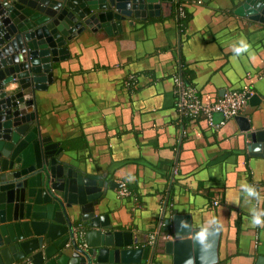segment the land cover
Masks as SVG:
<instances>
[{
  "label": "crops",
  "instance_id": "crops-1",
  "mask_svg": "<svg viewBox=\"0 0 264 264\" xmlns=\"http://www.w3.org/2000/svg\"><path fill=\"white\" fill-rule=\"evenodd\" d=\"M173 1L121 32L87 31L68 43L53 83L36 93L40 130L102 181L94 215L128 233L131 248H147L146 264H171L164 244L175 226L202 232L194 264L211 255L203 264L264 262V226L252 223L264 221V160L251 156L241 129L264 131V23L237 13L243 0H182L181 30ZM241 41L250 47L237 54ZM175 77L203 101L250 89L259 102L237 116L244 122L213 129L178 114ZM121 184L128 196L118 195Z\"/></svg>",
  "mask_w": 264,
  "mask_h": 264
},
{
  "label": "water",
  "instance_id": "water-1",
  "mask_svg": "<svg viewBox=\"0 0 264 264\" xmlns=\"http://www.w3.org/2000/svg\"><path fill=\"white\" fill-rule=\"evenodd\" d=\"M166 2L0 0V264H146L147 248H131L128 233L94 215L102 181L83 175L87 169L70 162V151L44 137L36 93L53 83L72 40L87 31L121 32L125 24L159 16ZM238 10L264 23V0H243ZM255 102L253 95L247 103ZM249 128L241 127L251 140L248 150L264 160V131ZM175 228L164 254L171 264H194L202 232Z\"/></svg>",
  "mask_w": 264,
  "mask_h": 264
},
{
  "label": "built area",
  "instance_id": "built-area-1",
  "mask_svg": "<svg viewBox=\"0 0 264 264\" xmlns=\"http://www.w3.org/2000/svg\"><path fill=\"white\" fill-rule=\"evenodd\" d=\"M184 14L182 8L178 9V16ZM176 88V109L181 117L203 118L207 125L213 129L223 126L227 121L239 116L247 105L248 99L253 96L250 89L230 90L214 100L199 99L195 89L186 86L183 81L175 77L173 79ZM220 115L221 120L215 122L213 116ZM118 195L121 197L128 196L129 193L124 184L120 185ZM164 238H170L168 236Z\"/></svg>",
  "mask_w": 264,
  "mask_h": 264
},
{
  "label": "trees",
  "instance_id": "trees-1",
  "mask_svg": "<svg viewBox=\"0 0 264 264\" xmlns=\"http://www.w3.org/2000/svg\"><path fill=\"white\" fill-rule=\"evenodd\" d=\"M179 8H182V10L184 12V14H183L182 17L178 16V9ZM172 9H173V17L175 18L177 27L179 29H181L182 27L184 28V26H185V24L187 22V19H188V14H187V11L185 10V6L183 5L182 0L173 1V3H172ZM181 79H183L185 81V79L182 76H181ZM199 99H200V97H199ZM201 101H202V99H201ZM181 118H183L184 120H187L188 121V120H191V119L194 120V119H197V118H200V117L191 118V117L184 116V117H181ZM70 145H68V146L74 148V147H77L78 146V143L75 141V142H73Z\"/></svg>",
  "mask_w": 264,
  "mask_h": 264
},
{
  "label": "clouds",
  "instance_id": "clouds-1",
  "mask_svg": "<svg viewBox=\"0 0 264 264\" xmlns=\"http://www.w3.org/2000/svg\"><path fill=\"white\" fill-rule=\"evenodd\" d=\"M250 46L245 42L241 41L240 46L235 48L237 54L242 51H246ZM252 223L255 226H264V221L261 220L260 215L253 216Z\"/></svg>",
  "mask_w": 264,
  "mask_h": 264
}]
</instances>
